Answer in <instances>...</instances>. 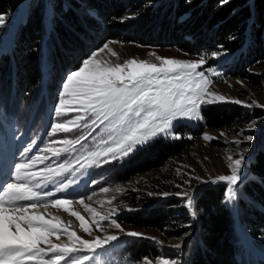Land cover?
Here are the masks:
<instances>
[{
  "label": "trees",
  "instance_id": "obj_1",
  "mask_svg": "<svg viewBox=\"0 0 264 264\" xmlns=\"http://www.w3.org/2000/svg\"><path fill=\"white\" fill-rule=\"evenodd\" d=\"M22 1L0 0V15L6 19L0 28V132L17 131L30 145L32 140L38 145L57 136L47 127L61 81L106 39L174 46L188 54L228 52L230 56L221 63L223 79L238 75L255 83L258 75L251 68L264 61V0H25L15 21ZM252 112L230 102L205 105L201 107L203 120L178 123L176 131L182 139L158 138L122 161L94 166L76 189L108 187L158 167L206 126L231 129L264 115L262 108ZM247 162L250 173L239 183L235 212L222 202L223 184L206 183L194 191L195 218L188 211L173 215L168 207L175 196L160 201L144 191L126 190L113 196L122 207L131 208L123 209L119 219L155 229L168 238L192 234L181 264H246L241 228L264 247V144L256 145ZM113 252L121 259L140 260L159 250L151 240L129 238ZM255 260L264 264V258L256 256Z\"/></svg>",
  "mask_w": 264,
  "mask_h": 264
},
{
  "label": "snow or ice",
  "instance_id": "obj_2",
  "mask_svg": "<svg viewBox=\"0 0 264 264\" xmlns=\"http://www.w3.org/2000/svg\"><path fill=\"white\" fill-rule=\"evenodd\" d=\"M222 2L227 3L228 0ZM5 24V15H0V28ZM110 43L119 42H106L101 48L91 52L62 81L58 102L54 107V115L58 119L51 125L50 131L53 135L65 134V138L52 141L53 144L63 146L49 147L47 151L51 155L43 157L28 155L32 145L26 146L22 153L25 156L23 162L16 163L9 179L0 182V264H91L98 250L111 246L122 237L148 239L163 247V242L155 237L126 230L115 219L110 220L108 227L117 229L119 235L110 234L103 239L96 236L92 240L83 239L75 231H69L58 216L46 219L38 211L40 207L46 209L51 205L56 209L63 208L80 221V227L85 233L92 234L91 226L80 212L68 207L73 204L72 199L54 198L53 191L45 190L49 184H56L55 192H67L75 181L57 183L54 177H63L72 172L71 167L65 166L71 161L59 164L56 170L52 169L49 161L52 158L59 159L62 155L71 156L81 149L86 151V155L82 153L87 160V165L82 166L84 171L88 167L98 166L102 158L105 164L122 161L138 148L146 147L158 138L182 139V134L176 131L178 123L183 120H203L201 105L204 103L215 100L243 103L239 99L229 100L215 92H209V85L213 83L211 76L223 77V73L217 69L203 68L209 54H202L198 59L191 60L149 53L159 63L135 57L120 62V54L109 47ZM106 49L116 58L115 61L97 58L98 53ZM210 55L219 58L222 52H212ZM206 96L213 99L206 101ZM245 107L251 108L252 104H245ZM255 123H249L248 128L252 129ZM101 125L104 126L103 134L96 143L95 150H92L87 147V141ZM72 133L79 134L68 138V134ZM188 138L192 139L191 136ZM203 138L213 139L207 133ZM245 139L252 141L254 137L248 135ZM235 143L239 144L241 141L237 140ZM73 159L79 160L80 156H74ZM226 159L229 161L231 174L220 175L205 183H222L225 188L222 202L232 205L238 198L245 157L241 153L237 159L231 156ZM37 164L43 165V168L36 170ZM101 190L109 191L108 188ZM115 191L121 192V187L117 186ZM160 195L167 197L170 194L165 192ZM176 195L182 198L190 215L195 218V192H180ZM79 203L93 214L97 227L101 226V221L109 220V216H101L94 208L85 204L84 198H80ZM97 216L98 220L95 219ZM60 235H66L69 243H52L51 237L55 236L59 240ZM42 244L48 247L42 248ZM169 247L179 251L184 244L177 243ZM89 252L92 255L82 254ZM130 264L137 262L132 261ZM141 264H151V261L145 257ZM158 264H179V261L159 257Z\"/></svg>",
  "mask_w": 264,
  "mask_h": 264
},
{
  "label": "rangeland",
  "instance_id": "obj_3",
  "mask_svg": "<svg viewBox=\"0 0 264 264\" xmlns=\"http://www.w3.org/2000/svg\"><path fill=\"white\" fill-rule=\"evenodd\" d=\"M24 5L25 0L19 4L18 12L15 15V20L18 19L21 15ZM9 35L10 33L4 35L2 45L7 42ZM111 41L119 42L110 43L109 47L120 54V62H123V60L125 59L135 57L137 59H147L152 62L159 63V61L156 60V57L149 55V53H156L158 56L161 57L191 60L198 59L199 56L202 54H209L207 63L203 66V68L205 70L208 68H214L218 71H221L222 61L230 56V53L221 51L222 55H220V57L218 58L219 60L217 61V63H214L212 62V60L216 58L211 57L210 54L212 52L219 51H211L208 53L201 54H188L174 46H158L150 44H140L133 41L106 39L100 46L91 50L84 58H86L91 52L101 48L106 42ZM1 47L2 46H0V48ZM97 58L101 59L102 61H107L109 59L113 61L116 60V58L113 57L107 49L102 53H98ZM251 69L253 73H257L258 75V77L256 78L257 81L255 83L249 82L245 77L238 75L229 76L225 79L211 76L213 83L209 85V92H215L218 95H222L228 98L229 100L239 99L243 103L238 105L242 106L246 111L251 114H253V108L264 109V107H261V105H264V61L256 62V64H254ZM62 81L58 87L57 98L54 103L50 106L51 125L54 122H57L58 119L54 115V107L58 102V92L60 90ZM212 99L213 98L211 96L205 97L206 101ZM253 101H255L256 103L253 104ZM219 102L222 101L215 100L212 103H204L201 105V107ZM245 104H252V107H245ZM72 115L75 114L73 113ZM183 121L188 124H192L195 122L189 120ZM252 121L256 122L255 126L252 129H249L248 125ZM103 127L104 126L101 125L99 128H96L92 136L89 137L87 141L88 148L95 150V145L99 141L100 136L103 134ZM263 128L264 115L250 117L246 121L235 124L231 129H214L209 126H206L202 128L198 133H195V135L191 136L192 139H190L188 145L184 147V149L172 154L171 156H168L164 163L160 166L142 171L134 176L127 178L126 180L119 181L108 187H98L96 190L84 192H77L76 188L81 182L87 179L88 173L92 168L88 167L87 170L84 171V168L82 167L87 165V160L84 159L86 151L84 149H81L79 152L73 153L71 156L62 155L59 159L52 158L49 161V163H51L52 165V169H58V165L64 163L66 160L71 161V163L66 164L65 166L71 167L73 169L72 172L66 174L63 177H54L56 179V182L66 183L68 180H73L75 182L68 188L67 192H55L56 184H49L48 188L45 190L53 191L55 193L54 198L72 199L73 204L69 205L68 207H70L72 211L80 212V214L84 217L88 225L91 226L92 234L89 235L85 233L80 227V221L76 217L72 216L69 212H65L63 208L56 209L51 205H48L46 209L44 207H40L38 211L43 213L46 219H51L52 216L60 217V219L64 221V225L68 227L69 231H75L78 236L88 240H92L96 236H100L103 239L106 235H119L120 233L117 229H115L114 227H108L110 220L115 219L126 230H135L143 232L146 235L155 237L157 240L163 242V247L155 243L157 244V249L159 250V253H157V255L145 256L151 261V264H158L159 257L177 260L179 261V264H181L183 253L186 249L187 239L190 238L192 234L190 235L189 233H185L178 238H168L155 229L130 225L121 221L119 219V214L122 213V210L131 208H129L128 206L122 207V205H120L121 202L119 200H117L116 198L112 199V197L116 193H119L115 191L116 187L120 186L121 192H125L126 190H140L148 194L152 193L153 195L150 196L160 201L167 199L170 196H175L176 200L172 204H170L168 208L171 209L173 215L181 216L184 212L188 211V209L185 207L182 198L176 195V193L195 191L197 186L206 184L205 181H210L220 175L231 174L230 169L228 168L229 161L226 159V157L231 156L233 159H237L239 158L240 154L243 153L245 157V164L242 168V180L250 173V168L247 159L255 150L256 145L264 144V137L257 138L255 134L257 132H260L264 135ZM50 129L49 132H51ZM205 133L213 137V139L205 140L203 138ZM222 133L223 135H221ZM61 135H57L55 137H52L51 139L44 141V144L42 145L41 149L38 148L35 152L29 153L28 155L36 154L38 155V157H43L44 155L50 156L51 154L47 151L49 147L59 148L63 146L60 144L52 143V141H58L65 138V134H63V136ZM248 135L253 136L254 139L252 141H247L245 137ZM71 137L72 135L68 134V138ZM237 140L241 141V143L236 144L235 141ZM23 145V139L19 132H15L10 129H8L5 133L0 132V165L3 167H9V165L13 161L15 164L23 162V160L25 159V156L22 155L25 146ZM245 149H247V151H245ZM82 153L84 155H82ZM74 156H80V159L75 160L73 159ZM102 160L101 163H103ZM11 166L12 167H9L8 169L0 167V182L6 177H9L10 173L13 170V165ZM41 168H43V165L37 164L36 170H39ZM82 172H84L83 175L81 174ZM197 177L199 179H197ZM188 181H190V183ZM163 183L170 185H164ZM103 188H108L109 191L103 192L101 190ZM158 188L161 190H158ZM165 192L169 193L170 195H168L167 197L160 195ZM89 196H91L92 198L88 199L87 197ZM80 198H84V203L89 205V207L94 208L96 212L99 213V215L109 216V220L101 221V226L97 227L96 222L93 218V214L87 209H85L84 205L79 203ZM228 206L232 209L233 212H235L234 204ZM189 214L187 213V215ZM95 219L98 220L99 216H97ZM68 221H71V224H68ZM241 231L242 240L245 242V247L247 248L246 260H248L249 264H256V256L264 258V247H260L256 243H254L251 234L247 232L246 229L241 228ZM261 236L264 238V234ZM128 239L129 238L127 237H122L119 241L113 243L111 246L106 247L102 250H98L97 256L91 261V264H130V262L132 261L137 262V264H141L145 257L140 260H129L121 259L114 255L113 248H116ZM51 241L52 243H69L68 237L66 235H60L59 240H57L56 237L53 236L51 237ZM177 243H183L184 247L179 251L169 247V245H174ZM41 247L47 248L48 245L42 244ZM236 247L237 249H239L240 245H238L237 243ZM82 254L92 255V253L90 252Z\"/></svg>",
  "mask_w": 264,
  "mask_h": 264
}]
</instances>
